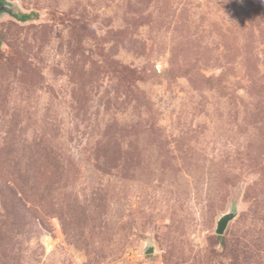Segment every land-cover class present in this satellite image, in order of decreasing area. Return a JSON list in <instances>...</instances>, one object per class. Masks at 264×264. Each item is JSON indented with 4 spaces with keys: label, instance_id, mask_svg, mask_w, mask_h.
<instances>
[{
    "label": "rangeland",
    "instance_id": "rangeland-1",
    "mask_svg": "<svg viewBox=\"0 0 264 264\" xmlns=\"http://www.w3.org/2000/svg\"><path fill=\"white\" fill-rule=\"evenodd\" d=\"M1 2L0 264H264V0Z\"/></svg>",
    "mask_w": 264,
    "mask_h": 264
},
{
    "label": "water",
    "instance_id": "water-1",
    "mask_svg": "<svg viewBox=\"0 0 264 264\" xmlns=\"http://www.w3.org/2000/svg\"><path fill=\"white\" fill-rule=\"evenodd\" d=\"M235 212H227L220 216V218L216 222L215 232L217 234H221L224 231V228L227 225V222L234 216ZM146 253L152 252V247H147L145 250Z\"/></svg>",
    "mask_w": 264,
    "mask_h": 264
},
{
    "label": "trees",
    "instance_id": "trees-1",
    "mask_svg": "<svg viewBox=\"0 0 264 264\" xmlns=\"http://www.w3.org/2000/svg\"><path fill=\"white\" fill-rule=\"evenodd\" d=\"M18 17H19L20 20H27V19H29L31 17V15L30 14L20 13V14H18Z\"/></svg>",
    "mask_w": 264,
    "mask_h": 264
},
{
    "label": "flooded vegetation",
    "instance_id": "flooded-vegetation-1",
    "mask_svg": "<svg viewBox=\"0 0 264 264\" xmlns=\"http://www.w3.org/2000/svg\"><path fill=\"white\" fill-rule=\"evenodd\" d=\"M3 2H1V0H0V11L3 9Z\"/></svg>",
    "mask_w": 264,
    "mask_h": 264
}]
</instances>
